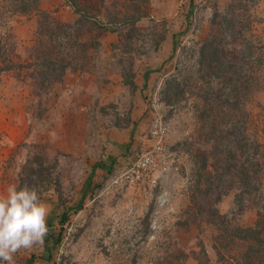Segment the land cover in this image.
<instances>
[{"label":"rangeland","instance_id":"1","mask_svg":"<svg viewBox=\"0 0 264 264\" xmlns=\"http://www.w3.org/2000/svg\"><path fill=\"white\" fill-rule=\"evenodd\" d=\"M70 1L83 13L68 0H0V181L37 187L67 213L51 264H240L249 243L228 231L264 228V185L257 205L226 184L255 144L264 180V0ZM209 45L233 74L213 76ZM43 55L67 64L45 89ZM176 83L184 92L166 104ZM157 114L162 162L136 174ZM225 151L237 173L220 168ZM204 157L225 175L219 192L198 184Z\"/></svg>","mask_w":264,"mask_h":264},{"label":"trees","instance_id":"2","mask_svg":"<svg viewBox=\"0 0 264 264\" xmlns=\"http://www.w3.org/2000/svg\"><path fill=\"white\" fill-rule=\"evenodd\" d=\"M68 1L76 13H83L78 2H72L70 0ZM240 1H243L245 3L243 7H247L249 4L250 5L253 4L256 0H240ZM240 35L242 34L240 33ZM219 54H223L222 49L214 45L213 46L209 45L205 47V50H203V54H202L203 59L209 65L215 64L218 66V68H216V71L213 72V76L216 78H219L223 75V73H226V71L233 74L234 73L233 70L235 67L234 63L227 61L225 54H224V61H222L219 57ZM247 55L248 57L247 56L246 58L245 56L243 57L244 60L245 59L248 60V58L250 57V54H247ZM43 56H45L46 58L38 62V65L40 66L43 65V68H44L43 73L39 75L41 76V79H42V82L41 83L39 82V86L45 89L47 87L46 85L47 81L50 82V80H52L51 82H54V81L59 82L62 79L64 75V71L67 67V64L56 66L54 62L51 61L50 55H43ZM245 64L247 63L245 62ZM4 70H8V69H4ZM172 91H173L172 94L167 93V96H165L166 104L173 102L177 95L183 94L184 92L183 88H181V86L177 83L172 86ZM169 92H170V89H169ZM221 104L227 105V101L221 102ZM243 138L245 140V143L247 142L248 144L249 139L245 138V136H243ZM255 145L256 146L254 148V151L256 152L258 149V152L251 154V156H247L245 159H243L241 166L239 167V169H237L240 174L239 179L235 180L233 184L231 183L232 180L227 182L226 188L231 189V187L234 186L235 189L238 191L237 196L240 199L244 200V198L247 197L250 203L251 202L253 204L257 203V205H259L258 202H255V200L259 199V197H262L260 192L262 190V185H264V180L260 179L261 177L260 173L262 171L263 166L257 158L258 153L261 150V145L259 144H255ZM244 147L249 148L250 146L248 144V145H244ZM223 154L228 155V157L226 156L225 158H223V162L221 163V166H220V168L224 171V174L229 173L230 169H234V171L237 173L236 166L229 164V161L230 162L234 161L235 157L232 156L231 153L228 151H225ZM208 165L209 164H208L207 158L205 157L202 158L200 162V168H199L201 171L200 179H203L206 184H202L204 183L202 182V180H199L198 184L201 187H205L206 194L211 193V192H217V191L219 192L221 191V188L224 187L225 185V175L221 174L219 176L218 175L213 176V174L211 172H208L207 170ZM215 169L216 167L214 168V170ZM203 173H205V175H203ZM216 198L219 200L221 198V195L217 196L216 194ZM260 200L263 201V204L260 207L264 211V197ZM208 213H209V217H212L215 215V210L213 209L209 210ZM66 219H67V213L65 211L64 212L62 211L61 223L64 224ZM228 233H229L228 237H230L231 239L230 241L232 242L236 240V241L249 243L248 248L245 252V259L244 261L242 260L243 262H241L240 264H264V228L260 226L259 221L256 223V225L253 228H241L239 226L230 227V230L228 231ZM254 260L257 261V263H255ZM198 264H203V263L198 261Z\"/></svg>","mask_w":264,"mask_h":264},{"label":"clouds","instance_id":"3","mask_svg":"<svg viewBox=\"0 0 264 264\" xmlns=\"http://www.w3.org/2000/svg\"><path fill=\"white\" fill-rule=\"evenodd\" d=\"M49 215L37 187L9 184L0 193V264H15L19 250L43 243Z\"/></svg>","mask_w":264,"mask_h":264},{"label":"crops","instance_id":"4","mask_svg":"<svg viewBox=\"0 0 264 264\" xmlns=\"http://www.w3.org/2000/svg\"><path fill=\"white\" fill-rule=\"evenodd\" d=\"M50 135H52V132L50 133ZM51 139L50 141H53ZM48 140H49V137H48ZM114 161L115 159H113L111 163L112 162L114 163ZM98 169H100V167H98ZM0 187H1L0 193L5 192L8 187V185H5L3 183V179L0 181ZM56 214L57 212L53 213L50 211V215L47 218L48 234L44 238L43 243L36 245L31 249L19 250L15 254V257H14L15 264H51L53 263L52 262L53 260L50 257H52L53 255V249L55 247L56 240H58V236L60 234V228L64 225L61 223V214L60 216Z\"/></svg>","mask_w":264,"mask_h":264},{"label":"built area","instance_id":"5","mask_svg":"<svg viewBox=\"0 0 264 264\" xmlns=\"http://www.w3.org/2000/svg\"><path fill=\"white\" fill-rule=\"evenodd\" d=\"M149 138L152 142L150 150L140 153L133 165V172L144 173L156 168L163 159L166 150V127L162 123V115L157 114L149 129Z\"/></svg>","mask_w":264,"mask_h":264}]
</instances>
